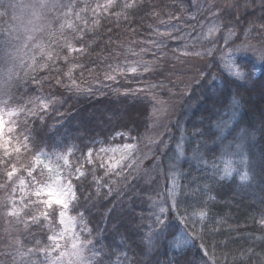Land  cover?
Segmentation results:
<instances>
[{
  "label": "trees",
  "instance_id": "obj_1",
  "mask_svg": "<svg viewBox=\"0 0 264 264\" xmlns=\"http://www.w3.org/2000/svg\"><path fill=\"white\" fill-rule=\"evenodd\" d=\"M261 1L246 41L264 43ZM195 9L193 0H68L29 54L11 142L0 144V264H47L61 232L59 205L17 192L46 179L41 153L68 155L69 212L95 264H264V64L247 61L260 71L251 85L229 76L222 54L196 49L206 29ZM137 55L149 66L138 77L128 74ZM125 147L139 153L112 168L109 150ZM179 233L190 244L176 254L167 242Z\"/></svg>",
  "mask_w": 264,
  "mask_h": 264
},
{
  "label": "rangeland",
  "instance_id": "obj_2",
  "mask_svg": "<svg viewBox=\"0 0 264 264\" xmlns=\"http://www.w3.org/2000/svg\"><path fill=\"white\" fill-rule=\"evenodd\" d=\"M68 0H0V128L5 125L0 144L8 146L15 128V117L18 110L14 103L16 86L20 74L27 63L32 50L40 45L44 36L52 26L61 19ZM196 16L202 28L206 29L195 38L196 49L207 51L211 55L217 53L225 60V69L233 79L251 85L260 71L247 68V61L253 60L258 67L264 64V43L258 39L246 41L256 35L255 23L259 21L261 0H193ZM249 13L251 17L243 32L239 31L242 17ZM253 26V29L251 28ZM240 34V35H239ZM242 36L246 43L239 42ZM255 42V43H251ZM220 58V56H219ZM129 75L140 76L149 66L140 55L131 57ZM193 82L183 83L189 89ZM160 123L173 116V106L162 104L158 107ZM155 117V116H154ZM159 119V118H158ZM139 153L138 150L125 147L109 150V162L112 168H119L131 161ZM144 153V149L143 152ZM37 165L46 173L42 183L28 181L18 182L19 193L28 192V196H37L48 200L43 193L53 189L58 193L70 192L66 196L68 207L61 208V232L55 240V247L50 253L47 264H95L97 254L93 245L80 238L81 222L70 214V204L74 199L71 179L74 175L68 155L65 153H41ZM27 196V197H28ZM8 212L12 211V206ZM161 211L160 214H163ZM183 233L168 240L167 245L172 252L180 254L188 246ZM47 260V259H46Z\"/></svg>",
  "mask_w": 264,
  "mask_h": 264
},
{
  "label": "snow or ice",
  "instance_id": "obj_3",
  "mask_svg": "<svg viewBox=\"0 0 264 264\" xmlns=\"http://www.w3.org/2000/svg\"><path fill=\"white\" fill-rule=\"evenodd\" d=\"M5 125L3 124V128H0V136L3 135V131H4ZM10 143V141H9ZM13 175L12 172L8 173V176L11 177ZM29 175H31V173H29ZM81 175H83V173H81ZM245 179L247 177H244ZM42 193L41 191H37L36 195L40 196ZM44 195H47L49 197L48 200L45 201V203L51 207L53 204L56 205H62L64 208L68 207V203H67V199L66 196L71 194L70 192H66V191H61V192H57L53 189H49L47 192L43 193Z\"/></svg>",
  "mask_w": 264,
  "mask_h": 264
}]
</instances>
